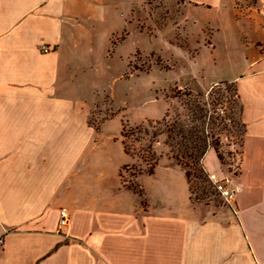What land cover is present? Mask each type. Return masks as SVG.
Wrapping results in <instances>:
<instances>
[{"label":"crops","instance_id":"0c3cea01","mask_svg":"<svg viewBox=\"0 0 264 264\" xmlns=\"http://www.w3.org/2000/svg\"><path fill=\"white\" fill-rule=\"evenodd\" d=\"M189 1L251 23L222 78L242 108L237 172L213 148L203 160L236 192L233 206L193 204L186 178L187 196L171 192V210L156 213L122 185V166L114 186L78 86L86 5L0 0V264H264V0ZM224 23L219 33L234 36Z\"/></svg>","mask_w":264,"mask_h":264},{"label":"rangeland","instance_id":"374dc122","mask_svg":"<svg viewBox=\"0 0 264 264\" xmlns=\"http://www.w3.org/2000/svg\"><path fill=\"white\" fill-rule=\"evenodd\" d=\"M80 4L86 5L88 18L81 19L78 28V86L81 96L93 103L90 123L97 131L111 183L116 185L122 166L121 183L122 171L124 181L145 190L143 199L156 213L171 210V192L182 199L187 196L185 172L171 157L167 136L154 138L153 131L166 128L162 120L167 113L188 114V91L194 97L203 95L199 101L207 111L209 104L225 109V116H220L224 123L213 132L226 138L230 146L225 155L227 167L237 172L244 132L241 104L233 85L221 83L236 72L237 46L246 39L235 37L251 23L232 6L189 0H80ZM228 18L237 29L234 36L218 31L227 27L224 21ZM124 125L134 131L142 127L126 140L131 156L122 148ZM155 157V172L149 176L145 171ZM193 181L200 183L196 178ZM215 192L210 203L226 205Z\"/></svg>","mask_w":264,"mask_h":264},{"label":"trees","instance_id":"16d2710c","mask_svg":"<svg viewBox=\"0 0 264 264\" xmlns=\"http://www.w3.org/2000/svg\"><path fill=\"white\" fill-rule=\"evenodd\" d=\"M221 85H233V88L231 89H233L238 96V90L235 83L222 82ZM187 96L190 97V99L185 102L188 114L183 115L176 111H172L171 115L170 113H167L162 120V122L165 123L166 128L160 131H153V136L154 138L163 134L167 136L166 144L171 148V157L185 171L193 204L204 203L210 205V198L215 195L217 189L210 174L204 167L203 160L209 149L213 148L221 163L225 166L228 165L225 157L226 153L223 150L221 136L219 135L220 133L213 132L215 127L224 123V119L214 114L209 116V111L204 107L205 104H201L199 101V98L203 95L194 97L192 92L188 91ZM241 110L242 108H240V114ZM152 123L153 122L149 121L150 125H152ZM159 123L161 122H156V124ZM126 129L127 128L124 125L121 134L123 137L122 144L124 152L131 156L126 140L129 136H134L136 131H141L142 127H138L135 131L132 129ZM151 150L152 146L149 147V152H151ZM228 155L230 156V153H228ZM153 161L154 163L145 171V174L149 176L154 175L155 167L158 162L157 157H155ZM142 173L143 171L140 170L139 174ZM194 178L199 180L200 183L198 185L194 184ZM121 179L123 185L127 186L138 195L142 199L141 202L143 206L146 207L147 203L143 199V197L146 196L145 190L142 187L124 181L122 171Z\"/></svg>","mask_w":264,"mask_h":264},{"label":"built area","instance_id":"2783aa9c","mask_svg":"<svg viewBox=\"0 0 264 264\" xmlns=\"http://www.w3.org/2000/svg\"><path fill=\"white\" fill-rule=\"evenodd\" d=\"M209 116L217 115V116H225L226 111L223 107L219 106L215 109L211 108V105L209 104ZM214 181V179L212 178ZM216 189L218 193L220 194L223 201L228 206H233V203L235 202V191L231 189L226 183L222 181L215 182ZM71 222V213L67 208H63L60 210V220H59V229L65 230L69 227Z\"/></svg>","mask_w":264,"mask_h":264}]
</instances>
